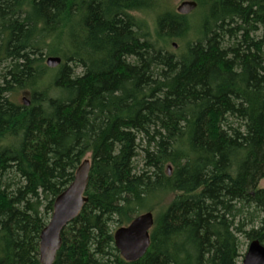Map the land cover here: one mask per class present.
<instances>
[{
    "label": "trees",
    "instance_id": "obj_1",
    "mask_svg": "<svg viewBox=\"0 0 264 264\" xmlns=\"http://www.w3.org/2000/svg\"><path fill=\"white\" fill-rule=\"evenodd\" d=\"M196 1L193 24L163 0H0V264H42L88 155L52 264H240L241 236L264 244V0ZM156 7L154 37L133 12ZM156 204L148 250L125 260L113 223Z\"/></svg>",
    "mask_w": 264,
    "mask_h": 264
},
{
    "label": "water",
    "instance_id": "obj_2",
    "mask_svg": "<svg viewBox=\"0 0 264 264\" xmlns=\"http://www.w3.org/2000/svg\"><path fill=\"white\" fill-rule=\"evenodd\" d=\"M198 7L196 0H184L177 12L188 15ZM174 46H177L174 43ZM62 59L59 56L50 55L46 59L47 66L57 67ZM26 105L30 104L28 97L24 96ZM91 160L85 158L76 170L72 183L57 196L54 202L52 216L40 235V261L42 264H52L57 252L62 245V232L65 227L75 219L88 201L86 190L89 183ZM171 173V166L168 167ZM155 217L152 211L143 212L128 224L114 232V240L117 249L127 261H136L148 250L151 243V229ZM241 264H264V244L259 239L250 242L248 250Z\"/></svg>",
    "mask_w": 264,
    "mask_h": 264
},
{
    "label": "rangeland",
    "instance_id": "obj_3",
    "mask_svg": "<svg viewBox=\"0 0 264 264\" xmlns=\"http://www.w3.org/2000/svg\"><path fill=\"white\" fill-rule=\"evenodd\" d=\"M163 1H164V7L177 10L178 5L184 0H163ZM157 9H159V10H157ZM163 9H166V8L156 7V9H146L145 11H137V12H133V13L137 17L144 19L147 22V24L149 25L150 31L152 32L153 36L155 37L156 36L155 35L156 34L155 33V30H156L155 21H156V17H157V12H159L160 10H163ZM197 12H198V9L195 10L194 12L192 11L188 16L193 24L196 21V13ZM194 39H196L195 27L190 31L189 35L186 38H184L182 41L179 38L173 39L171 42H175L177 46H172L170 43L168 45V48L170 46L171 48H169V49L172 52L178 53L179 50L181 49V46H183L186 41L194 40ZM24 93L25 92H22V94H24ZM25 96L28 97V94H25ZM88 157L90 158V155H88ZM138 166H139V168H143V161H142L141 157L138 158ZM260 187L264 188V179L261 180ZM172 197H173V194L168 196L167 200L165 202L170 201ZM160 209H161L160 204H156L151 208V211H152L154 217L157 216ZM143 212H146V210L141 209L139 211V213H143ZM129 223H130L129 220H124L123 223H121L120 225L117 223H115V224L113 223L112 227L116 231L118 228H120L122 226H128ZM240 241H241V253H242V257L240 258V264H241L245 254L248 250V246L250 244V241L247 238H245L244 236L240 237Z\"/></svg>",
    "mask_w": 264,
    "mask_h": 264
}]
</instances>
